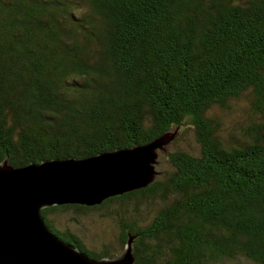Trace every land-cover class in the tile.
Masks as SVG:
<instances>
[{
    "label": "trees",
    "instance_id": "16d2710c",
    "mask_svg": "<svg viewBox=\"0 0 264 264\" xmlns=\"http://www.w3.org/2000/svg\"><path fill=\"white\" fill-rule=\"evenodd\" d=\"M240 100L222 132L214 109ZM169 128L154 181L42 208L45 226L91 258L118 253L127 230L132 264H264V0H0V162Z\"/></svg>",
    "mask_w": 264,
    "mask_h": 264
},
{
    "label": "water",
    "instance_id": "95a60500",
    "mask_svg": "<svg viewBox=\"0 0 264 264\" xmlns=\"http://www.w3.org/2000/svg\"><path fill=\"white\" fill-rule=\"evenodd\" d=\"M176 135L170 128L148 142L83 158L73 156L12 166L0 162V264H132L131 239L113 256L91 258L52 234L40 210L60 204L91 206L156 179L159 151ZM165 154V151H164Z\"/></svg>",
    "mask_w": 264,
    "mask_h": 264
},
{
    "label": "rangeland",
    "instance_id": "374dc122",
    "mask_svg": "<svg viewBox=\"0 0 264 264\" xmlns=\"http://www.w3.org/2000/svg\"><path fill=\"white\" fill-rule=\"evenodd\" d=\"M244 105H245L244 101L240 100V101H237L236 103L230 104V109H228V110H221V109H217V108L214 109V112L220 121V124H221L220 130L222 132L234 128L235 121L242 114V112H239V110L241 108H243ZM185 139L191 141V136H190L189 132H187ZM166 168H167V166L164 165V162H162L159 166H157V170H159V169L164 170ZM106 230L111 233V230L109 228H107Z\"/></svg>",
    "mask_w": 264,
    "mask_h": 264
}]
</instances>
